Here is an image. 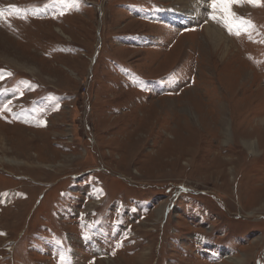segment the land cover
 <instances>
[{
    "label": "rangeland",
    "instance_id": "374dc122",
    "mask_svg": "<svg viewBox=\"0 0 264 264\" xmlns=\"http://www.w3.org/2000/svg\"><path fill=\"white\" fill-rule=\"evenodd\" d=\"M204 1L0 0V264H264V0Z\"/></svg>",
    "mask_w": 264,
    "mask_h": 264
},
{
    "label": "bare ground",
    "instance_id": "6f19581e",
    "mask_svg": "<svg viewBox=\"0 0 264 264\" xmlns=\"http://www.w3.org/2000/svg\"><path fill=\"white\" fill-rule=\"evenodd\" d=\"M173 1H174V5L175 6H181V7L184 8V10H181V12L183 14H189L191 12V16L192 15H194V16H200L199 13H201V11L203 10V8H205L204 5L206 3L204 0H173ZM204 13H205V11H204ZM204 21L206 22L205 28H204V36L207 39V41H209V43L212 46H214V47H218L221 44H225L226 46H228L229 41L225 39V37L222 34L220 28L217 27L214 23H212V21H210L205 14H204ZM225 41H227V43ZM233 50L235 51V49H233ZM34 115H36V114L34 113ZM81 157H83V156H81ZM6 162H8V161H6ZM237 263H239V262L237 261Z\"/></svg>",
    "mask_w": 264,
    "mask_h": 264
},
{
    "label": "snow or ice",
    "instance_id": "6c2138e0",
    "mask_svg": "<svg viewBox=\"0 0 264 264\" xmlns=\"http://www.w3.org/2000/svg\"><path fill=\"white\" fill-rule=\"evenodd\" d=\"M245 2H247L253 7L260 6L258 3V0H245ZM211 5H212L213 11H216L217 9H219L220 11H223L227 17H231L233 20H235L236 18L231 13L230 9L233 6H241V0H211ZM13 11H16V10L13 9ZM0 15H2V13H0ZM211 19L215 21V17H211ZM240 23H243V22H240ZM225 27L227 28L229 35L235 34L238 36L240 34L238 30H234L233 27H231L227 22L225 23ZM4 110L8 111L7 108H5Z\"/></svg>",
    "mask_w": 264,
    "mask_h": 264
}]
</instances>
